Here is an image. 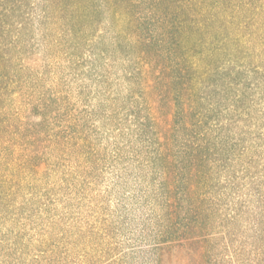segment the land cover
<instances>
[{
	"label": "trees",
	"instance_id": "obj_1",
	"mask_svg": "<svg viewBox=\"0 0 264 264\" xmlns=\"http://www.w3.org/2000/svg\"><path fill=\"white\" fill-rule=\"evenodd\" d=\"M54 15L49 61L15 57L18 38L0 50V264H84L130 199L157 225L153 264L255 202L264 264V0H68ZM246 72L258 73V145L245 142ZM256 150L258 177L251 161L236 169Z\"/></svg>",
	"mask_w": 264,
	"mask_h": 264
},
{
	"label": "rangeland",
	"instance_id": "obj_2",
	"mask_svg": "<svg viewBox=\"0 0 264 264\" xmlns=\"http://www.w3.org/2000/svg\"><path fill=\"white\" fill-rule=\"evenodd\" d=\"M67 1L3 0L0 2V50H5L7 43L18 38L21 52L13 53L15 57H20L24 53L32 54L33 58L39 59V63L49 61L56 51L53 33L55 30L59 31L58 28L53 27L56 23L55 8ZM251 1L258 7V0ZM11 5L19 10L6 18V9ZM253 16L258 19L257 14ZM7 22L12 23L11 31L8 33L4 30L7 29ZM20 24L21 28L18 27ZM252 32L254 39L249 41L246 49L239 53L246 67L258 63V30L256 27L246 29L244 34ZM59 70L63 73L62 79L65 77L62 80V87H67L71 82L64 64ZM246 74L247 72L242 75L243 82L237 89L247 92L243 100L246 106L249 107L253 101L257 106L250 107L252 121L244 122L251 133L245 142L258 145V90L254 88L258 84V73ZM235 87H232L233 91L236 90ZM254 152L253 159H242L236 169L246 167L244 163L251 161L252 167L247 169V172L251 176L258 177V150ZM248 190L250 191L249 188L243 190L242 194H248ZM127 203H129L127 212L122 208L116 209L118 212L111 217V221L98 227L100 233L98 237L84 244L83 247L88 253L84 258V264H153L155 256L149 247L157 225L147 222V209L140 206L135 199H130ZM257 206V203L253 202L250 210L237 208L236 218L229 223L224 222V227L227 228L222 230L221 234L215 235L207 228L203 243L183 241L180 247L170 250L167 264H258V215L253 212ZM201 247L204 251L203 256L198 252Z\"/></svg>",
	"mask_w": 264,
	"mask_h": 264
}]
</instances>
